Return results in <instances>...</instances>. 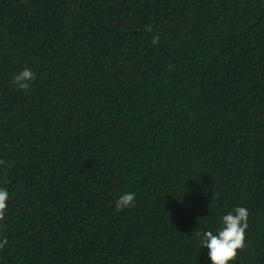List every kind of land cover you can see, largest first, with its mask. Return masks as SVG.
<instances>
[{
	"label": "trees",
	"instance_id": "obj_1",
	"mask_svg": "<svg viewBox=\"0 0 264 264\" xmlns=\"http://www.w3.org/2000/svg\"><path fill=\"white\" fill-rule=\"evenodd\" d=\"M0 160V264H264V0H0Z\"/></svg>",
	"mask_w": 264,
	"mask_h": 264
},
{
	"label": "clouds",
	"instance_id": "obj_2",
	"mask_svg": "<svg viewBox=\"0 0 264 264\" xmlns=\"http://www.w3.org/2000/svg\"><path fill=\"white\" fill-rule=\"evenodd\" d=\"M149 32L151 26H147ZM159 37H154L152 43H158ZM35 80V73L28 68L23 69L13 77V83L18 90H27L31 82ZM6 162L0 160V165ZM8 191L0 187V221H3L7 212ZM135 193L125 192L115 203V211L119 212L131 208L134 205ZM249 211L245 207H235L232 212L221 218V226L216 229L215 234L211 230L197 232V237L201 247L208 249V257L212 264H230L239 250L246 247V229L248 228ZM8 243L5 238L0 241V249Z\"/></svg>",
	"mask_w": 264,
	"mask_h": 264
}]
</instances>
